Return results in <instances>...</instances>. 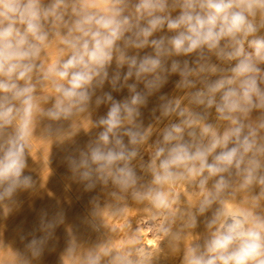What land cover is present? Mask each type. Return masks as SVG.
Listing matches in <instances>:
<instances>
[{
	"label": "clouds",
	"instance_id": "1",
	"mask_svg": "<svg viewBox=\"0 0 264 264\" xmlns=\"http://www.w3.org/2000/svg\"><path fill=\"white\" fill-rule=\"evenodd\" d=\"M97 7L76 0H50L47 5L44 0H0V200L33 185L24 171L35 116L57 121L86 111L95 90L109 81L115 60L112 89L127 87L131 97L121 102L110 93L96 96L97 106L110 105L106 116L96 121L103 131L79 158H68L72 172L87 182L86 190L97 182H111L120 192H131L136 201H147L164 217L158 228L164 235L170 232L178 201L172 186L198 180L203 197L198 212L205 213L217 202L222 206L210 222L218 225L211 238L203 246H190L183 264H264V215L220 200L233 175L242 189L260 186L253 208L264 197V0H136L133 14H126L127 0H106L103 8ZM47 23L67 31L60 37L66 59L39 67L56 97L45 111L32 80L36 61L48 44ZM165 28L172 35L150 39ZM145 47L153 53L139 59L127 55L129 48ZM193 53L198 54L194 67L175 59L170 68L166 66L169 58ZM213 55L219 64L211 62ZM125 65L127 72L119 83V69ZM172 73L181 77L177 88L195 89L188 94L190 103L202 106L203 112L181 107L179 99L161 105L162 115H176L179 123L163 129L150 161L142 165L152 176L145 186L132 161L150 133L135 121L148 96L159 91ZM133 77L144 82L146 92L127 83ZM213 108L218 120L227 122L223 132L205 122ZM254 112L258 115L253 121ZM212 178L215 182L208 188ZM195 219L189 214L190 226ZM56 223L53 219L43 225L45 234L27 245L33 256L42 255ZM137 243V238H129L126 250L115 254L105 250L103 255L110 256V264H144L145 253L135 247ZM87 264H101V255L90 254Z\"/></svg>",
	"mask_w": 264,
	"mask_h": 264
},
{
	"label": "rangeland",
	"instance_id": "2",
	"mask_svg": "<svg viewBox=\"0 0 264 264\" xmlns=\"http://www.w3.org/2000/svg\"><path fill=\"white\" fill-rule=\"evenodd\" d=\"M76 2L89 6L97 5L98 7L96 10H100L104 7L106 0H76ZM44 3L45 5H47L48 3H50V0H44ZM127 3L128 10L126 14H133L135 11L134 5L136 3V0H127ZM175 11L177 12L175 13ZM172 14L173 16L177 15L178 10H174ZM65 19L67 20L68 17L66 16ZM45 29L49 33V40L47 47L42 50L40 58L36 61L38 68L33 74L32 83L36 87L37 97L41 100V107L46 111L48 108L52 107L56 97L53 92L51 82L44 81L42 79V74L39 71V67L41 65L47 67L49 64L54 63L58 60L66 59V54H62V49L64 48V46L60 43V37L66 33L67 29L63 26H54L51 23H47L45 25ZM166 35L170 36L172 35V33H169L165 28L161 32L154 33L153 37H151L150 39H158L161 36ZM119 43H121L122 46V42ZM127 51L128 56L135 55L138 59L142 58L146 54L153 53V49L151 47H145L144 49L129 48ZM197 58V53L189 54L188 56L172 57L169 58L166 66L170 68L172 60L175 59L180 61L181 63L184 60H187L189 62V66L193 65L194 67V62ZM261 67L264 68V65H261ZM116 70L117 66L114 60L111 67L109 68V81ZM119 71L121 75V81L119 83H123V76L127 72V65L119 69ZM180 79L181 77L178 75V73H172L168 75L167 83L162 88H160L159 91L148 96L146 105L140 107L139 111L141 115L137 117L135 123L142 124V130H144L145 128V130L147 129V131H149V137L145 141L147 145L152 143V141L156 139L155 136L157 134L160 135L159 133H162L163 129L165 128L164 126L167 127L173 124L176 120V117L174 115L170 117L160 116L162 115L160 114V112H162V104L166 103L170 99L174 100V97H176V95L178 94L179 96H177L179 98L177 99L181 101V107H184V105L186 107H191L194 105L190 103V96L188 94L192 90L195 91V89L189 90L177 88L176 83H178ZM211 79H216V76H212ZM109 81H106L102 88H98L95 90V95L93 96L87 110L84 112H78L69 119H61L57 121L51 120L43 114H37L35 116L33 121L32 134L26 146L27 167L24 171V175H29L32 177L33 185L28 189L18 191L13 198L0 200V264H49L50 262V264H57V262L59 261L58 258H60V255L62 253L61 249L63 245V247H66L67 245L71 248H77L80 245L79 235L83 233L86 234L87 240L91 239L90 232L92 228L90 229L89 227H92V225L91 222H87L90 221V218L83 208L86 207V205L88 206L89 204H91L93 197L99 190V187H102L103 183L97 182L96 187L91 190H86L87 182L81 181L78 178L77 174L71 172L72 170L68 164V158H75L77 156V158H79L80 152L87 150L86 145L90 143L89 141L92 142V140L94 141L95 139H97V135L101 131H103L102 127L96 126V121L102 116H106L110 105L101 104L97 106L95 104L96 96H102L104 93H110L114 99L121 102L131 97V93L129 92L127 87H124L117 92L112 89ZM127 83H136L137 91L146 92L144 82H136L134 77L129 79ZM174 93L176 94L174 95ZM162 96L165 98L164 100H161ZM257 115L258 113L254 112L252 114L251 120L254 121ZM155 117L156 120L160 118L161 121H156L154 119ZM207 119L205 122L217 126L220 132H223L225 127L227 126V122L218 120L214 108L213 110H209ZM142 122H144V125ZM151 122L153 124L154 122H157L158 124L156 123L155 125H153ZM124 127H131V125H125ZM157 127H159L158 130ZM90 137L93 138L91 139ZM126 137L127 136L123 137V139H125L124 142L127 145L128 141L126 140L129 138ZM62 171L64 172L62 173ZM66 173H68V175ZM66 175L68 177H66ZM61 177L63 180L59 179ZM215 179L216 178H213V182H211L212 179L209 180L208 184L210 187H212ZM230 179L231 185L227 190H225V194L223 196H227L228 193L233 192L230 198L234 200L237 199L236 201L239 200L240 202H245V208H249L248 204L253 202V198L260 195V186H253L251 189H242L240 187V180L238 177L233 175ZM197 181L193 182L198 183ZM183 182L184 181H178V183L174 184L176 185L174 194H176L177 196L180 193V186ZM84 183L85 186H83ZM95 189L97 190L95 191ZM198 190L199 192L197 191L194 193V197L196 198L202 197L200 196L202 194L200 192L201 190L199 188ZM77 193L79 194V196L77 195ZM74 195L77 196V199ZM87 195L88 197H86ZM66 201L69 202L66 203ZM261 202L264 203V197H261L259 199L256 207L250 208H252L255 213L264 215V204H262ZM83 203H85L86 205L84 204L83 206ZM61 204H63V206ZM53 219H55L57 223L52 232V236L48 240L44 249V251L46 250L45 254L43 251L41 256H33L31 250L27 247V245L34 237H42L44 235V231H42L43 225L53 221ZM158 219H156V221H158ZM83 223L86 228H84ZM146 224H149V222L147 221ZM146 224H144L143 226H145ZM38 227L39 229H37ZM71 227H73V229ZM211 228L212 225H209L205 228V230L207 231L203 229L202 232L197 233L196 238H198V241H200L201 244L206 242V239L208 238L207 234H210ZM203 232H205L206 234ZM97 238V240L100 241V237L97 236ZM68 242H70L71 245ZM50 247L51 249H49ZM55 253H57L56 256Z\"/></svg>",
	"mask_w": 264,
	"mask_h": 264
},
{
	"label": "bare ground",
	"instance_id": "3",
	"mask_svg": "<svg viewBox=\"0 0 264 264\" xmlns=\"http://www.w3.org/2000/svg\"><path fill=\"white\" fill-rule=\"evenodd\" d=\"M176 12L177 11H175V13ZM211 62L214 64L220 63L214 55L211 57ZM190 67H193V65H190ZM199 86L200 85H198L197 88H199ZM175 94L176 93H174V95ZM177 95H176V97H174V100H177V98H179L178 97L179 95L178 96ZM172 96H173V94H172ZM128 99H130V98H128ZM181 106H182V104H181ZM184 107H186V106L184 105ZM189 109L192 111H196V112H201V113L203 112L202 106L193 105V106L189 107ZM160 114H162V112H160ZM160 116H163V115H160ZM174 116L176 117V120L174 123H179V117H177L176 115H174ZM156 117L154 118L155 120H156ZM160 118L157 120L161 121ZM165 119H167V118H165ZM207 121H208V119H207ZM152 122H153V120H152ZM142 123L144 125V122H142ZM156 123L154 122V124L153 123L152 124L155 125ZM140 125H142V124H140ZM154 127H156V126H154ZM164 127H166V126H164ZM158 128L159 127H157V130H158ZM144 130H145V128H144ZM146 131H147V129H146ZM162 133H163V131H162ZM162 133H159L160 135L157 134L155 136L156 139H154L152 141V143L147 145L144 142L142 145L137 146L138 147V156L136 159H134L132 161V165L134 166V169H135L138 177H140L139 183L142 185L147 186L151 182V179H152L151 173L146 171V167H142V165L146 166L147 163L150 161L152 154L155 151L156 141L162 140V138H163ZM90 138L92 139L93 137H90ZM185 138L188 139L187 136ZM123 140H125V139H123ZM126 141H128V139ZM89 142H91V141H89ZM77 157H75V158H77ZM209 162H211V157L209 158ZM64 171H62V173ZM68 173H66V174L68 175ZM67 175H66V177H68ZM59 179H62V177ZM211 182H213V178H212ZM64 185H65V183H64ZM83 186H85V183ZM100 187H99V190L96 192V194L94 193L95 196L93 197L91 204H89L91 206H89V205L87 206L85 203L82 204L83 206H84V204L86 205V207H84L83 209L86 211V214L90 218V221H87V222L88 223L91 222V225H92V227H89L90 229L92 228V230L90 232L91 239L87 240L86 234L83 233V234L79 235L80 245L77 248H71L70 246H67V245H66V247H63L64 246L63 245L62 249L60 248L62 253L60 255V258H58L59 261L57 262V264H87V258L90 254H100L101 255V264H110V256L103 255L105 250H108L111 254H115V252L117 250H120V249L126 250V247H127L126 241L132 237H135L138 240V243L135 245V247L143 249V251L145 253L144 264H183V258H184L185 252L187 251V249L190 246H193L196 244H199L202 246L204 244V243L201 244V242L198 241V238H196V235H197V233L202 232L203 229L205 230V228L210 225V222L214 218V214H215L216 210L222 206L220 204V202L214 203L212 205V207L209 208L205 213L200 214L198 212V207H199V202L203 197H200V198L194 197V193L197 191L199 192L198 183H195L193 181L184 180V182L180 186V193L178 192L179 193L178 201L176 204L173 205V209H175L176 212H175L174 217L170 218V221H171L170 232L168 235H164L163 233L158 231L159 225L162 222V220H164V217L159 215L157 210L152 208L151 205L148 204L147 201H144V202L136 201L135 199H133L131 192L122 193V192H120V190L118 188H116L114 185H112L111 182H109L107 185L102 184V187L101 188ZM207 187L211 188L209 186V184L207 185ZM175 188H176V185H173L171 188L173 193H174ZM75 189H77V188H75ZM80 190H82V189H80ZM96 190L97 189H95V191ZM74 191H76V190H74ZM251 193H253V192H251ZM224 194H225V192L221 194V197H220L221 201L230 203L234 206L245 208V206H246L245 202H240L239 200L236 201L237 199L234 200V199L230 198L231 195L233 194V192L228 193L227 196H223ZM77 195L79 196L78 193H77ZM74 196H75V198L77 197L76 195H74ZM200 196H202V194ZM84 197H85V195H84ZM86 197H88V195ZM75 198H73V199H75ZM242 201H244V200H242ZM68 202L66 201V203H68ZM79 204H81V203H79ZM262 204H264V203H262ZM61 205L63 206V204H61ZM61 205H59V206H61ZM82 205H81V207H82ZM248 205H249L248 206L249 208L253 207V202L249 203ZM59 209H61V208H59ZM189 214L194 215L196 218L194 226H190ZM84 217H85V215H84ZM156 219H158V221H156ZM147 221L149 222V224H146ZM85 222H86V220H85ZM168 223H169L168 221H165L166 226H168ZM144 224H146V225L143 226ZM68 225H69V223H68ZM83 225H84V223H83ZM217 227H218V225H212L210 234L209 233L207 234L208 238L206 239V241L211 238L212 233L216 230ZM71 228L73 229V227H71ZM84 228H86L85 225H84ZM37 229H39V227ZM67 231H70V230H67ZM205 231H207V230H205ZM35 232H33V233H35ZM87 233H89V232H87ZM203 233H205V232H203ZM97 236L100 237V241L97 240L98 239ZM203 239H205V238H203ZM65 240H66V238H65ZM68 243H70V242H68ZM70 245H71V243H70ZM75 245H76V243H75ZM45 247H46V245H45ZM47 249H48V247H47ZM49 249H51V247ZM45 251H44V254H45ZM56 254L57 253H55V256H56ZM53 256H54V254H53ZM53 256H52V258H53ZM45 257H47V256H45ZM133 258H137V257L134 255ZM38 262H40V261H38ZM46 262H47V260H46ZM54 263H56V262H54Z\"/></svg>",
	"mask_w": 264,
	"mask_h": 264
}]
</instances>
